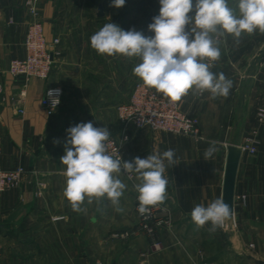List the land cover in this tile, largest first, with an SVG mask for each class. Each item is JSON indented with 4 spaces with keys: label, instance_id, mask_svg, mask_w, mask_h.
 Listing matches in <instances>:
<instances>
[{
    "label": "crops",
    "instance_id": "crops-1",
    "mask_svg": "<svg viewBox=\"0 0 264 264\" xmlns=\"http://www.w3.org/2000/svg\"><path fill=\"white\" fill-rule=\"evenodd\" d=\"M99 2L37 0L44 34L54 52L53 65L47 79L31 77L24 84L7 69L11 59L25 54L23 39L31 15L26 0H0V165H22L27 170L17 186L0 192V264H247L237 256L244 249L264 260V122L258 125L256 120L264 89L256 83L246 90L240 123V145L254 129L258 134L256 151L242 150L239 163L236 230L227 238V230L220 227L210 232V223L197 227L190 215L196 205L207 206L222 196L227 144L239 95L235 74L242 69L240 64L246 65L259 52L255 47L237 45L236 52L229 54L235 58L233 67L223 66L219 59L210 70L218 74L226 68L225 77L232 81L227 97L213 98L210 92L200 94L193 88L181 98L183 111L198 118V135L129 129L124 161L169 149L175 152L177 164L168 165L164 173L168 184L163 202L169 206L172 226L160 232L161 249L153 251L138 229L134 186L140 181L136 173L133 178L114 173L126 185L119 203L123 211H116L106 197L98 202L93 198L91 204L86 197L82 212L71 208L63 195L66 166L60 163L66 129L92 122L94 127H107L110 137L118 136L122 125L116 107L141 80L133 75L138 58L101 55L90 46L91 35L108 20L96 15ZM54 39L59 42L53 44ZM233 41L228 37L225 46ZM52 85H61L64 94L61 107L49 116L41 98ZM212 145L216 151L205 161L204 152ZM223 225L228 226V220ZM224 242L231 247L227 250L233 252L232 257L209 253V247Z\"/></svg>",
    "mask_w": 264,
    "mask_h": 264
},
{
    "label": "clouds",
    "instance_id": "clouds-1",
    "mask_svg": "<svg viewBox=\"0 0 264 264\" xmlns=\"http://www.w3.org/2000/svg\"><path fill=\"white\" fill-rule=\"evenodd\" d=\"M159 4V14L148 25L154 35L145 36L134 28L124 30L109 22L91 35L90 46L101 55L138 58L133 75L171 102L180 101L193 88L200 94L208 91L213 98L227 97L232 81L222 72H211L212 64L204 61L219 60V38L226 34L239 43L242 34L257 30L264 33V0H236L235 9L229 7L228 0H159ZM124 5L125 0H111L110 6ZM60 94L58 88L47 93L53 109L60 103ZM66 133L60 163L66 166L63 195L73 211H85L82 205L86 197L88 204L93 198L98 202L106 197L116 211H123L119 203L126 185L114 173L137 174L140 182L134 187L141 215L165 200L168 179L164 173L168 165L177 164L174 150L135 157L129 162L108 153L105 142L111 133L105 126L81 122L66 129ZM215 151L214 145L207 148L204 160L208 161ZM190 215L197 227L210 223L208 230L214 232L231 217L232 209L221 196L207 206L196 205Z\"/></svg>",
    "mask_w": 264,
    "mask_h": 264
},
{
    "label": "built area",
    "instance_id": "built-area-1",
    "mask_svg": "<svg viewBox=\"0 0 264 264\" xmlns=\"http://www.w3.org/2000/svg\"><path fill=\"white\" fill-rule=\"evenodd\" d=\"M26 7L31 15V20L28 23L23 39L25 54L22 57L11 59L7 69L14 78L23 81L24 84L31 77L47 79L50 76L54 53L44 34L37 0H26ZM10 22H13L12 18H10ZM58 42V39L53 40V44ZM204 62L212 64L209 69L211 70L218 60L208 61L206 58ZM2 72L3 67L0 61V75ZM261 82L264 89V71L262 72ZM57 88L61 90V94L59 95L60 103L53 109L47 93L50 89ZM2 91L3 83L0 81V92ZM20 94L23 96L25 91L22 90ZM63 94L64 90L61 85H52L46 88L41 98V104L47 115H53L61 107ZM180 101L171 102L168 98L157 93L153 88L144 86L141 80L137 81L128 98L116 107L122 129L118 136L109 137V140L105 142L108 147V153L113 157L121 156L124 161V149L125 144L129 140L130 128H148L172 134L198 135V118L183 111ZM18 112L24 113V109L18 108ZM256 120L258 125L264 122V104L258 108ZM257 134L258 129H254L251 137L247 138V141L240 145L243 151H256ZM26 171V168L22 165L13 167L0 165V192L17 186ZM128 176L129 178H133L134 173L128 174ZM138 195L137 192L135 196V210L140 219L138 229L148 238L150 248L153 251L159 250L162 248L161 230L163 228L169 229L172 226L169 206L162 201L151 206L150 213L141 215L138 212ZM233 226H236L235 222ZM129 234L130 232H125V235L128 236ZM201 264L209 263L203 262Z\"/></svg>",
    "mask_w": 264,
    "mask_h": 264
},
{
    "label": "rangeland",
    "instance_id": "rangeland-1",
    "mask_svg": "<svg viewBox=\"0 0 264 264\" xmlns=\"http://www.w3.org/2000/svg\"><path fill=\"white\" fill-rule=\"evenodd\" d=\"M101 2V1H100ZM111 0H107L106 5L104 6L105 15L102 19L108 18L107 23L112 22L119 25L124 30L135 29L137 31L143 32L145 36H152L154 35L148 30V25L153 22V17L159 14L160 4L159 0H125V5L122 8H114L111 7ZM229 7L235 9L236 8V0H228ZM192 15V13H190ZM233 38L232 35L226 34L224 37L219 38V49L223 50L220 61L222 62L223 66L228 63V66L233 67V63H235V58L233 60L230 58V53H235L237 45H243L246 47H255L256 49H261L264 46V33L259 32L258 30L253 34H242V37L239 40V44L237 42H228V48L225 46L227 43V38ZM224 42V43H223ZM227 49H224V48ZM228 53V56L226 55ZM251 61H247V64L244 63L240 64V69L238 73L235 74L236 79V86L237 92H239L240 87L243 83H247L248 87L250 83H256L260 88H263L261 82L262 72L264 71V62L257 67V71L255 75L248 81H244L245 72L248 69V66ZM244 64V68H243ZM215 67V66H214ZM229 68V67H228ZM226 68L219 69L217 73H224L226 75L227 71ZM235 69V68H234ZM229 73V72H228ZM247 87V88H248ZM261 97V94L259 95ZM264 104V103H263ZM232 222V230L233 232L236 230V226L233 227ZM222 228L224 230H229L228 226L223 225ZM230 247L225 242L220 245H213L209 247V253H219L221 252L222 255L225 257L233 256V252L231 250H227ZM231 248V247H230ZM245 250V249H244ZM230 251V253H229ZM240 252V251H239ZM237 252V253H239ZM243 260V259H242Z\"/></svg>",
    "mask_w": 264,
    "mask_h": 264
},
{
    "label": "water",
    "instance_id": "water-1",
    "mask_svg": "<svg viewBox=\"0 0 264 264\" xmlns=\"http://www.w3.org/2000/svg\"><path fill=\"white\" fill-rule=\"evenodd\" d=\"M96 15L98 17H104L105 11L102 2H99L97 6ZM264 62V46L259 50V52L251 60L247 71L244 75V80H250L256 73L257 67ZM247 83H243L239 90V95L236 104V120L233 124L231 136L227 144V157L226 165L223 179L222 197L225 202L229 204L232 209V215L228 219L229 230L226 231V237L230 238L233 235L232 222L234 223V211H235V186L237 173L239 168V163L242 155V148L239 144L240 123L244 118V104L246 98ZM237 256L243 259L247 264H264V260L257 258L250 252L245 250L237 253Z\"/></svg>",
    "mask_w": 264,
    "mask_h": 264
},
{
    "label": "trees",
    "instance_id": "trees-1",
    "mask_svg": "<svg viewBox=\"0 0 264 264\" xmlns=\"http://www.w3.org/2000/svg\"><path fill=\"white\" fill-rule=\"evenodd\" d=\"M94 3H97V2H99V1H101L102 3H103V6H105L106 5V3H107V0H92Z\"/></svg>",
    "mask_w": 264,
    "mask_h": 264
}]
</instances>
